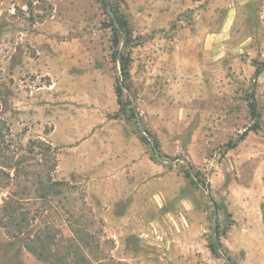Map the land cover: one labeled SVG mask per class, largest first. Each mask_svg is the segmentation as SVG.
<instances>
[{"label": "rangeland", "instance_id": "374dc122", "mask_svg": "<svg viewBox=\"0 0 264 264\" xmlns=\"http://www.w3.org/2000/svg\"><path fill=\"white\" fill-rule=\"evenodd\" d=\"M38 139L59 255L72 213L90 264H264V0H0V205ZM0 264L42 263L0 222Z\"/></svg>", "mask_w": 264, "mask_h": 264}, {"label": "trees", "instance_id": "16d2710c", "mask_svg": "<svg viewBox=\"0 0 264 264\" xmlns=\"http://www.w3.org/2000/svg\"><path fill=\"white\" fill-rule=\"evenodd\" d=\"M117 26L113 23V31L115 36L113 42L115 45L118 44L119 39L117 37L118 31H124L125 33L130 32L125 20L123 21L118 13L113 12ZM112 18V17H111ZM117 53H115V56ZM120 62L122 63L121 69L124 74H127V58L119 56ZM38 144L40 147L44 146V151L48 152V159H45L42 168L31 169L29 166H33L32 163L24 162V160H18L15 162L14 174L17 179L21 176L23 178V184L19 180L15 187L21 188V191L12 190L10 191L9 198L0 205V222L3 227L7 230L8 235L14 239H19L22 242L24 248L29 251L37 260L42 264H72L66 261V256L72 254L74 263L77 264H90V259L85 253V243L82 242V236L88 234L85 230L78 229L74 225L72 213L68 214L70 218L67 219V225L69 227L71 236L68 238L67 246L65 247V253L59 255L58 249H55L52 245L56 239V233L47 226L38 227L35 231L29 229L34 224L37 216L40 214L35 210L25 207L24 202L29 200L30 197L25 195L24 190L33 188L35 194L32 196L33 200L40 201L41 206H50L51 201L56 199L64 191H67L70 185L64 179H57L53 175L56 167V157L51 155L52 146L43 140H31L29 141V150L33 152L34 145ZM37 146V145H36ZM4 146L0 143V152L4 151ZM21 164V165H20ZM0 174L9 178V174L0 168ZM20 174V175H19ZM189 176V175H188ZM13 179V178H12ZM60 200V198L57 197ZM41 209L40 207H38ZM216 237L219 236V232L216 230ZM211 252L217 254V246H220L219 242L210 241L208 244ZM54 249H53V248Z\"/></svg>", "mask_w": 264, "mask_h": 264}]
</instances>
